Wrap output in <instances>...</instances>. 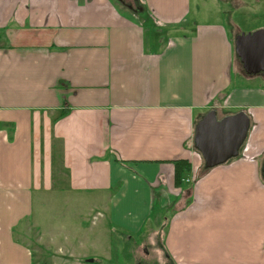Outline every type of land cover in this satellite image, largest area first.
I'll return each instance as SVG.
<instances>
[{
  "label": "crops",
  "instance_id": "obj_1",
  "mask_svg": "<svg viewBox=\"0 0 264 264\" xmlns=\"http://www.w3.org/2000/svg\"><path fill=\"white\" fill-rule=\"evenodd\" d=\"M127 1L0 0V264L35 263L16 230L53 191L103 197L100 242L152 224L172 264H264V76L235 45L264 29V0ZM212 110L251 127L238 157L197 177ZM175 159L192 170L172 189Z\"/></svg>",
  "mask_w": 264,
  "mask_h": 264
},
{
  "label": "rangeland",
  "instance_id": "obj_2",
  "mask_svg": "<svg viewBox=\"0 0 264 264\" xmlns=\"http://www.w3.org/2000/svg\"><path fill=\"white\" fill-rule=\"evenodd\" d=\"M226 3L227 6L218 1L217 6L230 9L229 0ZM260 5L261 3L254 2L251 3V8L253 11L261 10ZM254 18L253 13H241L240 17L237 16V22L242 28L248 29ZM166 29L164 27L165 31ZM175 186L174 182L172 189ZM183 199L177 212L184 211L187 205V197ZM102 200L103 197L98 194L83 191H53L45 194L43 200L37 197L33 216L16 230V236L34 250V264H89V256H94L95 261L103 264H172L163 247L162 229L158 230L152 224L151 230L149 224L144 227L142 233L146 234L145 238L140 236L135 241L128 242L123 234L112 233V238L117 237L116 241L112 239L105 243L100 242L97 239L99 234L110 235L107 227L110 221L106 216V209L95 206ZM69 236L74 237L72 243L66 241Z\"/></svg>",
  "mask_w": 264,
  "mask_h": 264
},
{
  "label": "water",
  "instance_id": "obj_3",
  "mask_svg": "<svg viewBox=\"0 0 264 264\" xmlns=\"http://www.w3.org/2000/svg\"><path fill=\"white\" fill-rule=\"evenodd\" d=\"M235 45L244 65L247 57L253 59L254 64L259 60L264 63V29L242 32L237 35ZM250 127V117L244 111L222 119H218L216 110L208 112L197 123L195 130L196 148L204 157L205 167L214 168L238 157ZM89 260L93 261L92 258Z\"/></svg>",
  "mask_w": 264,
  "mask_h": 264
},
{
  "label": "trees",
  "instance_id": "obj_4",
  "mask_svg": "<svg viewBox=\"0 0 264 264\" xmlns=\"http://www.w3.org/2000/svg\"><path fill=\"white\" fill-rule=\"evenodd\" d=\"M172 161H173V163L175 165V184H176V186L182 188V185L184 184V176H185V174L192 170L191 163L189 162L188 159H175V160H172ZM210 169L211 168H206L205 164H203L201 166L200 170H199V173H198L197 177H199L201 175L203 176ZM177 209H175V211ZM142 234H144V233H142ZM130 236H131V238L140 237V236H136V235H130ZM141 237L145 238L146 236L142 235ZM127 241L129 242V241H133V240H127ZM94 261H95V259H94Z\"/></svg>",
  "mask_w": 264,
  "mask_h": 264
},
{
  "label": "flooded vegetation",
  "instance_id": "obj_5",
  "mask_svg": "<svg viewBox=\"0 0 264 264\" xmlns=\"http://www.w3.org/2000/svg\"><path fill=\"white\" fill-rule=\"evenodd\" d=\"M242 64H243V69L244 70L246 69L248 73L251 72L250 74L255 73V74H261L264 76V63H262L260 60L257 62V64H254L253 59H250L247 57L246 65H244L243 61H242Z\"/></svg>",
  "mask_w": 264,
  "mask_h": 264
},
{
  "label": "built area",
  "instance_id": "obj_6",
  "mask_svg": "<svg viewBox=\"0 0 264 264\" xmlns=\"http://www.w3.org/2000/svg\"><path fill=\"white\" fill-rule=\"evenodd\" d=\"M196 176V175H195ZM196 179V178H195ZM195 179H194V181H195Z\"/></svg>",
  "mask_w": 264,
  "mask_h": 264
}]
</instances>
